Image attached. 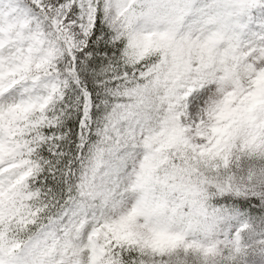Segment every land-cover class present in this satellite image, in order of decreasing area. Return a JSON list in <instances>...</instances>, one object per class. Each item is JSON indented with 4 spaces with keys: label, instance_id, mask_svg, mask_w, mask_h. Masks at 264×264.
<instances>
[{
    "label": "snow or ice",
    "instance_id": "6c2138e0",
    "mask_svg": "<svg viewBox=\"0 0 264 264\" xmlns=\"http://www.w3.org/2000/svg\"><path fill=\"white\" fill-rule=\"evenodd\" d=\"M0 264H264V0H0Z\"/></svg>",
    "mask_w": 264,
    "mask_h": 264
}]
</instances>
